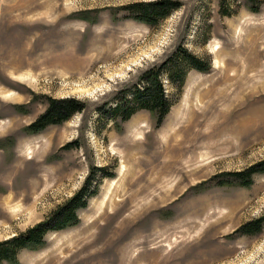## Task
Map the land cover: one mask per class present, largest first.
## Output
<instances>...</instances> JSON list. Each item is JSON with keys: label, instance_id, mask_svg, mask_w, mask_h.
I'll return each mask as SVG.
<instances>
[{"label": "rangeland", "instance_id": "obj_1", "mask_svg": "<svg viewBox=\"0 0 264 264\" xmlns=\"http://www.w3.org/2000/svg\"><path fill=\"white\" fill-rule=\"evenodd\" d=\"M153 1L0 0V243L89 193L0 264H264V228L239 233L264 218V174L233 175L264 161V0H173L154 27L127 9ZM164 64L163 123L123 122ZM50 98L85 108L30 133Z\"/></svg>", "mask_w": 264, "mask_h": 264}, {"label": "trees", "instance_id": "obj_2", "mask_svg": "<svg viewBox=\"0 0 264 264\" xmlns=\"http://www.w3.org/2000/svg\"><path fill=\"white\" fill-rule=\"evenodd\" d=\"M181 7L180 2L173 0H157L148 3H139L127 7L134 19L154 27L161 20L166 19L172 12ZM188 64L201 72H207L208 68L203 67L205 64L196 57L188 54L183 50ZM206 66V65H205ZM168 64L159 67H154L147 71L143 77L144 88L137 90L134 95L133 106L127 108L124 102H119L113 111L114 114L123 122L131 119L139 110H146L152 113L161 125L169 113L172 104L166 97L164 85L161 81V76L166 73L171 75V69H168ZM173 78V77H171ZM85 106L77 101L75 98L66 99H49L47 110L41 115L33 124L28 127L32 134L40 133L49 126L60 125L68 121L76 113H81ZM257 174H264V161L258 163L242 173L233 174L235 176L243 177L244 187L251 185L252 179ZM91 180H88L89 184ZM87 185L82 189L72 200H70L64 207L59 209L52 219L48 222L40 223L36 227L30 229L27 234L21 237H14L4 243H0V260H13L16 256L17 249L28 248L32 245L42 244V239L45 233L49 230L62 231L79 222L77 212L79 209L86 207L84 198L88 195ZM49 222L53 223L52 227H47ZM51 223V224H52ZM264 228V218L258 219L252 223L244 225L239 233L245 235H257ZM8 252H11L10 255Z\"/></svg>", "mask_w": 264, "mask_h": 264}]
</instances>
